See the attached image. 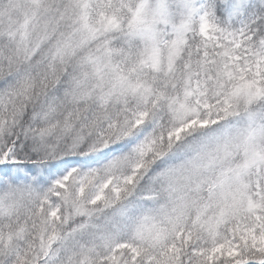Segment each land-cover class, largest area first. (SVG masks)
<instances>
[{
	"label": "snow or ice",
	"instance_id": "6c2138e0",
	"mask_svg": "<svg viewBox=\"0 0 264 264\" xmlns=\"http://www.w3.org/2000/svg\"><path fill=\"white\" fill-rule=\"evenodd\" d=\"M0 264H264V0H0Z\"/></svg>",
	"mask_w": 264,
	"mask_h": 264
}]
</instances>
